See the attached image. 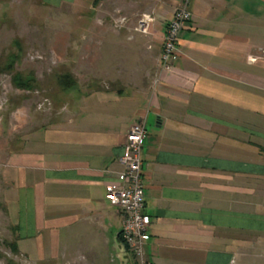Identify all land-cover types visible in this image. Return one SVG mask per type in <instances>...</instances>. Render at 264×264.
I'll return each instance as SVG.
<instances>
[{"label":"crops","instance_id":"1","mask_svg":"<svg viewBox=\"0 0 264 264\" xmlns=\"http://www.w3.org/2000/svg\"><path fill=\"white\" fill-rule=\"evenodd\" d=\"M135 1L153 21L119 59L142 63H122L117 86L87 91L69 117L23 131L5 155L17 249L35 262L118 264L121 218L106 188L126 132L143 121L147 263L235 264L239 248L264 240V0H191L168 70L162 36L180 0Z\"/></svg>","mask_w":264,"mask_h":264},{"label":"rangeland","instance_id":"2","mask_svg":"<svg viewBox=\"0 0 264 264\" xmlns=\"http://www.w3.org/2000/svg\"><path fill=\"white\" fill-rule=\"evenodd\" d=\"M142 13L135 0H100L96 6L91 0H0V264H68L35 262L11 251L17 238L1 168L23 131L64 120L87 91L122 82L116 78L122 63H142L119 59L126 57L124 48H134V34H146L137 29ZM132 17L131 32L126 27ZM125 32L127 41L121 39ZM104 58L118 82L106 76ZM239 251L235 264H264V240Z\"/></svg>","mask_w":264,"mask_h":264},{"label":"built area","instance_id":"3","mask_svg":"<svg viewBox=\"0 0 264 264\" xmlns=\"http://www.w3.org/2000/svg\"><path fill=\"white\" fill-rule=\"evenodd\" d=\"M191 0H180L175 13L167 24L163 36L159 63L161 70H168L177 53L179 31L189 21L188 5ZM153 21L152 16L143 14L138 21V30L147 33ZM146 135L143 121L132 124L125 135L123 151L118 158L121 166L117 172V185L107 187V199L116 208L121 220L119 238L124 245L132 264H148L144 255L146 230L150 218L143 213V183L141 148Z\"/></svg>","mask_w":264,"mask_h":264},{"label":"water","instance_id":"4","mask_svg":"<svg viewBox=\"0 0 264 264\" xmlns=\"http://www.w3.org/2000/svg\"><path fill=\"white\" fill-rule=\"evenodd\" d=\"M111 249L114 252V256L117 259L118 264H132L124 245L119 239V231L116 232L113 238V244H112Z\"/></svg>","mask_w":264,"mask_h":264},{"label":"trees","instance_id":"5","mask_svg":"<svg viewBox=\"0 0 264 264\" xmlns=\"http://www.w3.org/2000/svg\"><path fill=\"white\" fill-rule=\"evenodd\" d=\"M92 1V4L94 5V6H96L98 3H99V1L100 0H91ZM14 228H16V225H14ZM15 230V229H14ZM120 239V238H119ZM9 248L11 249V251L13 252V253H17L18 252V249H17V245H16V242L14 241V242H12L11 244H9Z\"/></svg>","mask_w":264,"mask_h":264}]
</instances>
